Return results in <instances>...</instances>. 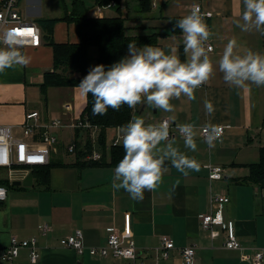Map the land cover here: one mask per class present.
Here are the masks:
<instances>
[{"label":"crops","instance_id":"0c3cea01","mask_svg":"<svg viewBox=\"0 0 264 264\" xmlns=\"http://www.w3.org/2000/svg\"><path fill=\"white\" fill-rule=\"evenodd\" d=\"M45 1L22 0L18 10L24 19L36 23L42 17L64 15L58 5L56 11L49 9L45 12ZM203 5L215 12L209 19L210 30L214 33L211 59L215 71L212 77L195 92V100L182 96L171 101L175 109L172 113L142 104L134 109L132 117H141L150 123L166 116L177 123L196 124L198 147L195 152L184 148L181 137L174 138L181 151L200 163V170L190 171L185 176L167 163L168 171L163 182L156 190L145 191L142 200H134L123 189L111 187L115 166L102 162L91 164V161L76 164L77 155L68 152L71 143H82L85 139L82 133L85 129L77 134L78 128L71 123L81 117L87 97L81 94L78 85L50 86L47 97L41 91L45 71L54 67V48L47 41L45 28L38 23L43 30L40 45H22L21 50L30 58L26 67L0 73V124L13 125L15 133L21 135L28 111H39V122L43 124L53 117L64 120L63 126L53 130L58 137L55 144L59 146L54 148L57 152L63 149V154L54 159L50 153V162L56 164L51 167L48 187L39 184L34 173L32 185L12 187L7 200L0 202V246L6 245L12 235L37 238L39 260L32 262L29 249L23 248L15 264H126L127 261L112 256L92 255L87 249L79 253L75 248L60 243L62 237L82 229L86 246H99L106 242L111 227L135 240L141 261L155 260L161 235L169 234L177 247L170 257L160 258L158 264H183L180 247L191 244L197 245L196 264H253V248L264 247V188L241 182L240 178L249 173L248 163L259 160L260 147L264 146V87L237 88L229 85L219 71L218 61L231 39L237 41L241 52L251 49L264 53V35L238 27L242 0H207ZM96 8L92 6L90 14L117 15H106L104 8L100 12ZM121 11L139 26L137 33H157L158 43L152 46L161 47L166 52L175 46L181 60L186 58L183 35L173 32L170 19L180 15L178 10L171 14L151 11L142 15L144 18L129 10L124 14L123 8ZM52 36L56 42L80 40L76 23L65 19L56 21ZM97 54L91 55L95 57ZM92 62L94 65L95 61ZM205 101L213 105L211 114L205 110ZM208 122L226 125L222 139L217 140L214 147L204 143L201 135L202 125ZM66 130L70 132L68 136L64 133ZM116 133L117 127L110 128L107 139L111 141ZM95 141L92 148L97 149ZM109 142L107 148L111 147ZM107 160H110V154ZM210 163L224 168L221 179L209 178ZM41 166L45 165L37 168ZM222 193L230 198L224 205L225 216L234 220L238 239L252 249H228L224 245V231L212 238L209 230L201 226L200 214L210 210L213 196ZM45 221L52 226L47 234L42 233Z\"/></svg>","mask_w":264,"mask_h":264},{"label":"clouds","instance_id":"9594fccd","mask_svg":"<svg viewBox=\"0 0 264 264\" xmlns=\"http://www.w3.org/2000/svg\"><path fill=\"white\" fill-rule=\"evenodd\" d=\"M175 27L183 35L181 60L178 50L171 46L163 48L145 45L137 48L128 44V55L109 66L103 64L90 67L80 80L78 88L82 95L93 97L92 113L105 115L109 108L118 111L127 105L135 109L147 104L155 110L172 113L171 101L182 96L195 100V92L212 77L215 67L209 53L212 47L207 42L214 33L206 23L198 5L177 21ZM243 31H256L264 35V0H242L241 22ZM20 38L13 29L0 33V73L7 69L26 67L30 58L21 50ZM235 39L228 41L218 61V68L226 83L237 88L251 85L264 87V53L245 49L239 51ZM205 110L213 112V105L205 101ZM185 149L197 150V125L177 124ZM124 156L113 170L111 187L123 189L134 200H142L145 191H154L163 182L170 163L182 175L199 171L200 163L181 151L170 133L168 120L146 123L134 117L119 128ZM202 139L214 147L220 138L221 129L208 122L202 126Z\"/></svg>","mask_w":264,"mask_h":264},{"label":"built area","instance_id":"2783aa9c","mask_svg":"<svg viewBox=\"0 0 264 264\" xmlns=\"http://www.w3.org/2000/svg\"><path fill=\"white\" fill-rule=\"evenodd\" d=\"M21 1L0 0V33L10 28L20 38L19 43L21 45H40L43 34L42 27L36 22L24 19L18 10ZM205 1L207 0H196L193 5L199 6L201 14L204 15L210 28L209 19L215 15V12L212 9L205 8L203 5ZM114 5H116V2L112 0L106 5H98L96 11L100 12L102 8H109ZM207 43L212 47V51L209 53L211 58V54L214 52L212 37ZM39 117V111L37 110L26 112L21 135L15 133L13 125L0 124V169L6 171L4 176H0V202L7 200L12 185H15L14 181H22L34 167L46 165L50 162L52 144L58 141V137L53 130L63 126L64 120L61 117H53L49 122L43 124L39 122ZM164 120L169 121L172 137H181L176 128V125L181 123L172 121L169 117L164 116L150 123H159ZM212 124L220 127L221 134L218 140H221L226 131V125L223 123ZM71 125L76 128H95L98 130L96 125L91 124L82 117L72 122ZM120 127H117V133L112 137L109 146L122 145V143H118L120 140L118 131ZM201 135H203L202 127ZM93 140L95 141V139ZM77 149L75 142L68 146L69 153L77 155ZM101 157L102 152L95 148L85 154V158L88 160H100ZM208 170L209 178L212 180L223 177L224 168L220 165L210 163ZM229 200V196L224 193L213 196L210 210L200 214L201 226L209 230L212 238L219 236L224 231V245L228 249H252L238 239L234 220L225 216L224 205ZM51 230V223L45 221L42 226V233L47 234ZM60 243L75 248L79 253H84L87 249L92 255L112 256L127 261L126 264H158L160 258L170 257L172 250L177 247L175 239L171 235L163 234L160 237V245L157 247V258L151 262L141 261L138 259V247L135 240L122 235L115 227L110 228L106 242L99 246L87 247L82 229H76L74 232L62 237ZM23 248L29 249L32 262L39 260L40 251L36 237L22 238L18 235H12L6 245L0 246V264H15ZM253 249L255 250L252 256L253 264H261L264 260V247L256 246ZM180 253L183 264H196V244L180 247Z\"/></svg>","mask_w":264,"mask_h":264},{"label":"trees","instance_id":"16d2710c","mask_svg":"<svg viewBox=\"0 0 264 264\" xmlns=\"http://www.w3.org/2000/svg\"><path fill=\"white\" fill-rule=\"evenodd\" d=\"M63 2V0H61ZM112 0H93L92 6L106 5ZM118 4L120 13L114 16H97L90 14L92 6L86 5L83 0H73L70 9L65 5L62 17H42L38 23L45 28L47 41L54 48V67L46 70L44 80L40 84L41 91L47 97V90L50 86H77L80 80L88 73L91 63L94 60L95 66L103 64L106 67L128 55V44L134 42L138 48L145 45H155L158 43L157 33L136 32L138 25L133 24V18L123 15L121 12V0H114ZM155 0H138L136 13L144 18L153 9ZM139 18V19H141ZM182 16H171L172 30L176 34H181V30L175 25ZM59 19L71 20L76 23L80 40L78 42H56L52 36L54 24ZM98 48L97 56L93 57L89 53V47ZM93 97L87 96L85 108L81 117L96 125L99 130V143L102 149L100 160H85V154L92 149L89 137L84 133L83 143L77 144L76 164L83 161H91V164H111L116 166L124 156L122 145L107 148V135L110 128L125 125L133 117L134 109L127 105L122 106L118 111L111 108L105 115H94L92 113ZM262 126L264 127V118ZM83 128H78L77 134ZM88 131V130H87ZM86 132V131H85ZM83 141V142H84ZM110 154V160L107 156ZM56 162H50L45 166L33 168L39 184L49 185L50 170ZM86 164V163H85ZM249 173L240 178L241 182H250L264 188V146L260 147L259 160L247 164ZM17 187V185H12Z\"/></svg>","mask_w":264,"mask_h":264},{"label":"rangeland","instance_id":"374dc122","mask_svg":"<svg viewBox=\"0 0 264 264\" xmlns=\"http://www.w3.org/2000/svg\"><path fill=\"white\" fill-rule=\"evenodd\" d=\"M83 1L88 6H91L93 4V0H83ZM72 2L73 0H63V2L61 0H47L44 2L43 7L45 8V12H48L49 9L56 11L57 5H58L60 7V12L63 13L65 12L64 10L65 5L68 7V9H70L72 6ZM155 2L157 3V6H153V9H152L153 12L163 11V13L165 14L167 13L171 14L178 10V13L180 14V16L183 17L188 14V8L194 4L195 0H155ZM137 4H138V0H121L120 5H121V8L125 9L124 14H126L127 10H129L130 13H135L137 10ZM104 13L106 15H113V14L118 15L120 13V11L118 10V4L112 6L111 8L104 7ZM89 49H90L91 54L96 55L98 52V48L96 46H90ZM91 64L93 65V62ZM85 131H87L85 132V134L89 137V139L91 140V143L93 142V139L99 138V130H96L95 128H91V129H85ZM64 133L66 134V136L70 134L68 130H66ZM107 138H109V134L107 135ZM107 140H108L107 142L110 141V139H107ZM82 143L83 145H85V141ZM109 143H111V141ZM52 146H53V148H51L52 157L54 159L62 157L61 153L63 154V149L61 150V152L59 151L57 152L54 147L59 148V146H57L56 144H52ZM95 147L100 150L101 147H100L99 141H95ZM5 173H6L5 170L0 169V176H4Z\"/></svg>","mask_w":264,"mask_h":264},{"label":"water","instance_id":"95a60500","mask_svg":"<svg viewBox=\"0 0 264 264\" xmlns=\"http://www.w3.org/2000/svg\"><path fill=\"white\" fill-rule=\"evenodd\" d=\"M34 180V172L31 170L28 175L21 181V180H16L14 181L15 185H24V186H30L33 184Z\"/></svg>","mask_w":264,"mask_h":264}]
</instances>
